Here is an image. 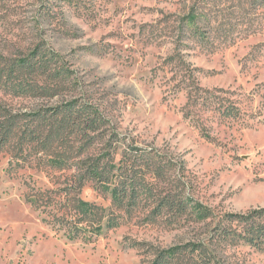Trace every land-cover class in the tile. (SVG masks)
<instances>
[{
    "label": "rangeland",
    "instance_id": "rangeland-1",
    "mask_svg": "<svg viewBox=\"0 0 264 264\" xmlns=\"http://www.w3.org/2000/svg\"><path fill=\"white\" fill-rule=\"evenodd\" d=\"M35 50L74 86L0 81V264H264L223 236L264 207V0H0V69ZM69 100L103 118L91 138H49ZM127 151L149 183L120 205ZM100 155L107 190L88 177Z\"/></svg>",
    "mask_w": 264,
    "mask_h": 264
},
{
    "label": "trees",
    "instance_id": "trees-1",
    "mask_svg": "<svg viewBox=\"0 0 264 264\" xmlns=\"http://www.w3.org/2000/svg\"><path fill=\"white\" fill-rule=\"evenodd\" d=\"M67 62L56 51L35 50L31 55L23 60L13 61L11 67L6 70L0 69V81L15 91L31 93L40 96H58L73 89L72 70L67 66ZM6 75L7 79H4ZM9 78V79H8ZM4 79V80H3ZM64 104V105H63ZM59 108L54 109L49 116L45 113L43 116L45 122L51 125L49 134L50 139H60L65 141V134L77 131L83 137L91 138V132L96 131L104 123L103 118L96 112L88 110L90 106L85 103H78L77 100H69L63 103ZM61 107V108H60ZM49 111V110H48ZM51 111V110H50ZM3 127V126H2ZM71 129H74L73 131ZM10 129H6V135H9ZM85 138V139H86ZM137 152L127 151L124 153V165L120 166V175L118 178L122 189L113 188L116 203L126 205V200L134 201L137 199V183L139 185H148L142 173L139 160L149 161V158ZM104 155L95 156L92 168L88 171V177L102 183V188L107 190L111 182V166L108 162L103 163ZM115 161V160H113ZM112 161V162H113ZM131 187V188H130ZM134 199V200H133ZM174 207L181 202H169ZM90 214L81 212L80 219L88 218ZM231 223L238 224L237 229H223V236L227 237L230 232L244 239L246 242L258 249L264 248V207L254 209L248 213H230L228 214Z\"/></svg>",
    "mask_w": 264,
    "mask_h": 264
}]
</instances>
